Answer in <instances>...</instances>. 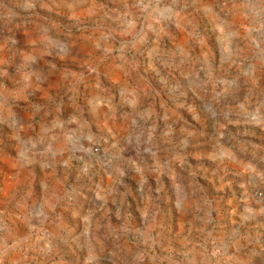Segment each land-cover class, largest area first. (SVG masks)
Here are the masks:
<instances>
[{
  "label": "rangeland",
  "instance_id": "obj_1",
  "mask_svg": "<svg viewBox=\"0 0 264 264\" xmlns=\"http://www.w3.org/2000/svg\"><path fill=\"white\" fill-rule=\"evenodd\" d=\"M0 264H264V0H0Z\"/></svg>",
  "mask_w": 264,
  "mask_h": 264
},
{
  "label": "crops",
  "instance_id": "obj_2",
  "mask_svg": "<svg viewBox=\"0 0 264 264\" xmlns=\"http://www.w3.org/2000/svg\"><path fill=\"white\" fill-rule=\"evenodd\" d=\"M28 148L30 149V151L24 152L25 154H28V153L31 152V151L34 152V150L36 149V148L34 149V148H32V147H28ZM36 151H37V149H36Z\"/></svg>",
  "mask_w": 264,
  "mask_h": 264
}]
</instances>
